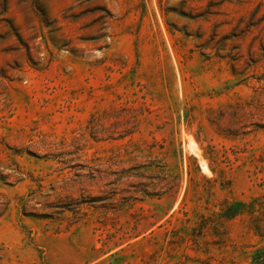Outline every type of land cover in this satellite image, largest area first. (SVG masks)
Returning a JSON list of instances; mask_svg holds the SVG:
<instances>
[{"label": "rangeland", "instance_id": "1", "mask_svg": "<svg viewBox=\"0 0 264 264\" xmlns=\"http://www.w3.org/2000/svg\"><path fill=\"white\" fill-rule=\"evenodd\" d=\"M0 264H264V0H0Z\"/></svg>", "mask_w": 264, "mask_h": 264}, {"label": "bare ground", "instance_id": "2", "mask_svg": "<svg viewBox=\"0 0 264 264\" xmlns=\"http://www.w3.org/2000/svg\"><path fill=\"white\" fill-rule=\"evenodd\" d=\"M202 168H203V169H206V168H207L206 165H205L204 163H202Z\"/></svg>", "mask_w": 264, "mask_h": 264}]
</instances>
